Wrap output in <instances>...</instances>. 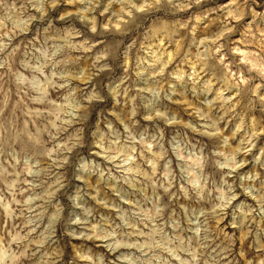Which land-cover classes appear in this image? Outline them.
Segmentation results:
<instances>
[{"label":"rangeland","instance_id":"obj_1","mask_svg":"<svg viewBox=\"0 0 264 264\" xmlns=\"http://www.w3.org/2000/svg\"><path fill=\"white\" fill-rule=\"evenodd\" d=\"M0 264H264V0H0Z\"/></svg>","mask_w":264,"mask_h":264},{"label":"clouds","instance_id":"obj_2","mask_svg":"<svg viewBox=\"0 0 264 264\" xmlns=\"http://www.w3.org/2000/svg\"><path fill=\"white\" fill-rule=\"evenodd\" d=\"M157 95H158V93H157Z\"/></svg>","mask_w":264,"mask_h":264}]
</instances>
